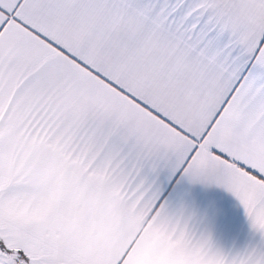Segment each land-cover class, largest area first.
Listing matches in <instances>:
<instances>
[{"label":"snow or ice","instance_id":"6c2138e0","mask_svg":"<svg viewBox=\"0 0 264 264\" xmlns=\"http://www.w3.org/2000/svg\"><path fill=\"white\" fill-rule=\"evenodd\" d=\"M0 264H264V0H0Z\"/></svg>","mask_w":264,"mask_h":264}]
</instances>
